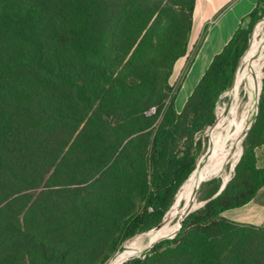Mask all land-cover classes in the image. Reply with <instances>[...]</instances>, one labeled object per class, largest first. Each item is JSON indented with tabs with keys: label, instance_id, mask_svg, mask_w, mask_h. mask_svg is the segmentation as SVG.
I'll return each instance as SVG.
<instances>
[{
	"label": "trees",
	"instance_id": "obj_1",
	"mask_svg": "<svg viewBox=\"0 0 264 264\" xmlns=\"http://www.w3.org/2000/svg\"><path fill=\"white\" fill-rule=\"evenodd\" d=\"M195 4L0 0V264H103L157 230L202 165L197 135L214 139L217 102L264 17L259 0L178 111L170 76ZM243 146L224 190L125 264H264V226L224 216L264 186V78ZM208 185L203 201L221 180Z\"/></svg>",
	"mask_w": 264,
	"mask_h": 264
},
{
	"label": "rangeland",
	"instance_id": "obj_2",
	"mask_svg": "<svg viewBox=\"0 0 264 264\" xmlns=\"http://www.w3.org/2000/svg\"><path fill=\"white\" fill-rule=\"evenodd\" d=\"M262 22H264V18L260 22V24L255 28L254 32H252L253 34L251 33L249 46H248L249 50L247 49L248 52L242 61V65L240 66L239 69L237 68L238 71H236V75L234 78V80L237 81L236 89L228 91L226 93L224 92L220 96V98L217 102L216 111H215L216 119H217V127H216V133H215L214 139L209 144V136L207 135V130H205L203 133L197 135V140L200 138L202 141L200 149L198 151V155H197V165H198V162L203 155H205V158L203 161V163H204L205 161L207 162V159L209 161L210 156L214 153V151H217L223 144H229L230 140L234 136L237 125L239 123H241L240 130H239L241 135H242L241 142H240V144H238L237 149L228 155L229 157H227V159L225 161V173H224V175H222V176H207V175L203 174V177L200 180L202 182L199 185L192 188L190 193H188V195L190 196V205L194 204L193 209H197L200 207V205H202L203 202H201V201L204 200V198L206 197V195L208 194V192L211 189V187L208 185L209 181L205 182L202 186V183L204 181H206L208 178H210V181H211V179L217 178V179L221 180V184H222V182L225 183L230 178H232V176L234 174V170H235V168H234L235 164L237 165V163L239 162V159L242 156V153L244 150L243 142H244V139L246 137V136L244 137V134L248 130L250 123H252V124L254 123L256 115L258 113V104H259V99H260V95H261V91H262L263 78H264V45L261 46V43L264 40V29H263ZM246 51H245V53H246ZM249 54H252V55L248 56ZM242 58H241V60H242ZM240 63H241V61H240ZM240 63H239V65H240ZM258 69H259V77L261 79H260V86H259L258 94H257V97L254 101L252 98L253 97V94H252V92H253V77L256 73V70H258ZM177 74H178V64L176 63L173 66L172 73L170 76L171 82H173V80ZM238 75H240L239 81L236 80ZM176 87L177 86H174L175 91H176ZM220 121L222 122L221 128L219 127ZM212 145H214V148H212ZM258 156H259L258 165L261 166L264 163V148L258 150ZM203 163L201 165L203 167L201 168L200 171H204V168L206 167V163L205 164H203ZM197 165H196V167H197ZM198 169L193 173V175L197 171H199ZM192 176L190 177L187 184H185L183 187L181 186L182 191H181V193L177 199L175 197L176 201L174 200L175 204L177 202H179L177 207L175 208V210L177 208L179 209L180 215H179L178 220L175 221L174 223H170V219L175 212V210L173 213L171 211L175 206V204L173 203V205H172L173 208L171 207L170 210L167 212V215L165 216L166 222L163 225L161 224V226L158 228V229H160L161 227H163L168 231V234L165 237H173L175 235V233L173 231L175 230V228L179 224V220L182 216V213L187 206L186 201L184 199H182V197L189 187V183L192 180ZM226 176H227V180H225ZM176 196H177V194H176ZM156 231H154L152 233H155ZM152 233L144 232V233L136 235L133 238L128 239L103 264H117V263L118 264H125L126 262H128L129 260H131L133 258L143 257L142 253L145 252L146 250L150 249L153 246V244H155L156 242L159 241V239H157L151 246L144 249L140 254H137L135 252H131L126 256H121V254L123 253L126 245H130L132 247H136L137 245L144 247L145 245H147V240L145 238L149 234H152Z\"/></svg>",
	"mask_w": 264,
	"mask_h": 264
},
{
	"label": "crops",
	"instance_id": "obj_3",
	"mask_svg": "<svg viewBox=\"0 0 264 264\" xmlns=\"http://www.w3.org/2000/svg\"><path fill=\"white\" fill-rule=\"evenodd\" d=\"M259 0H196L187 53L178 59V74L170 84L176 87L175 108L181 111L187 99L242 23L249 21ZM178 105V106H177ZM180 106V107H179ZM237 223L264 226V186L247 205L225 212Z\"/></svg>",
	"mask_w": 264,
	"mask_h": 264
},
{
	"label": "bare ground",
	"instance_id": "obj_4",
	"mask_svg": "<svg viewBox=\"0 0 264 264\" xmlns=\"http://www.w3.org/2000/svg\"><path fill=\"white\" fill-rule=\"evenodd\" d=\"M263 24V29H264V22H262ZM264 45V40L261 43V46ZM252 54H249L248 56H251ZM240 79V75L237 76L236 80L239 81ZM260 77H259V69L256 70V73L253 77V100L255 101L257 94H258V90H259V86H260ZM237 87V81H233V85L231 90H235ZM237 111V110H236ZM235 113V112H234ZM243 114V113H242ZM228 116V115H227ZM249 116V115H248ZM243 120V119H242ZM222 126V122L220 121L219 127L221 128ZM240 126L241 123H239L236 127L234 136L232 137V139L230 140L229 144H223L217 151H214V153L210 156V159L207 162L205 161L203 164L206 163V167L204 168V171H200L201 168L203 166H201L193 176H192V180L189 183V187L186 190V192L184 193L182 199H184L186 201V208L190 205V196L188 195V193H190V191L192 190V188H194L195 186L199 185L202 181L201 178L203 177V174L207 175V176H222L225 173V161L227 159V157H229L228 155L235 151L238 147V144H240L241 142V138L242 135L240 133ZM212 148H214V145H212ZM240 150V149H239ZM239 153V152H238ZM238 156V155H237ZM236 165V164H235ZM227 170V169H226ZM228 171V170H227ZM222 178V177H221ZM207 180H210V178H208ZM206 180V181H207ZM225 180H227V176L225 177ZM226 183V182H225ZM224 183V184H225ZM179 202H177L174 206V208L171 210L172 213L174 212L175 208L177 207ZM201 206V205H200ZM184 209L182 216L179 220V224L177 225V227L175 228V230L173 231L175 234L180 232L181 229V221L184 218V214H185V210ZM166 222V217L162 223V225ZM168 234V231L161 227L160 229H158L155 233L149 234L145 239L147 240V245L143 246H139L137 245L136 247H132L130 245H126L124 248L123 253L121 254V256H126L131 252H135L137 254H140L144 249L148 248L149 246H151L157 239L161 240L162 238H164L166 235ZM117 260V259H116ZM118 264V263H117Z\"/></svg>",
	"mask_w": 264,
	"mask_h": 264
},
{
	"label": "water",
	"instance_id": "obj_5",
	"mask_svg": "<svg viewBox=\"0 0 264 264\" xmlns=\"http://www.w3.org/2000/svg\"><path fill=\"white\" fill-rule=\"evenodd\" d=\"M264 18V17H263ZM236 75V74H235ZM234 78H235V76H234ZM217 120V119H216ZM251 126H252V123H250V126H249V128H248V130L245 132V134H244V137L247 135V133H248V131H249V129L251 128ZM241 158V157H240ZM240 160V159H239ZM236 166V165H235ZM235 168V167H234ZM212 180V179H211ZM231 180V178L224 184L223 182H222V184H221V187H220V189L217 191V193L212 197V198H210V199H208V200H205V201H203V203H202V205L200 206V207H202V206H204L208 201H210L211 199H213V198H215V197H217L223 190H224V188L226 187V185H227V183L229 182ZM207 181H210V180H207ZM207 181H204L203 183H202V185L205 183V182H207ZM193 206H194V204H191V205H189L187 208H186V210H185V214H184V218L182 219V221H181V227H182V225H183V220L189 215V214H191L192 212H194L195 210H197V209H193ZM199 207V208H200ZM164 221V220H163ZM163 221L156 227V228H154V229H158L160 226H161V224L163 223ZM178 234V233H177ZM177 234H175L173 237H165V238H162L161 240H159L158 242H160V241H162V240H164V239H172V238H174V237H176L177 236ZM158 242H156V243H158ZM155 243V244H156ZM155 244H153V246L155 245ZM152 246V247H153ZM151 247V248H152ZM151 248L150 249H148V250H146L145 252H143L142 253V255L143 254H145V253H147V252H149L150 250H151ZM145 257V255L143 256V258Z\"/></svg>",
	"mask_w": 264,
	"mask_h": 264
},
{
	"label": "built area",
	"instance_id": "obj_6",
	"mask_svg": "<svg viewBox=\"0 0 264 264\" xmlns=\"http://www.w3.org/2000/svg\"><path fill=\"white\" fill-rule=\"evenodd\" d=\"M175 89V88H174Z\"/></svg>",
	"mask_w": 264,
	"mask_h": 264
}]
</instances>
